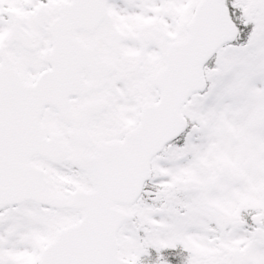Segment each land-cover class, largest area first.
I'll return each mask as SVG.
<instances>
[{"label":"snow or ice","instance_id":"snow-or-ice-1","mask_svg":"<svg viewBox=\"0 0 264 264\" xmlns=\"http://www.w3.org/2000/svg\"><path fill=\"white\" fill-rule=\"evenodd\" d=\"M0 264H264V0H0Z\"/></svg>","mask_w":264,"mask_h":264}]
</instances>
